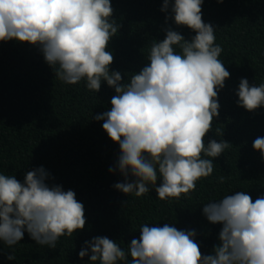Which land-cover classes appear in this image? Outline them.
Segmentation results:
<instances>
[{
	"label": "clouds",
	"instance_id": "9594fccd",
	"mask_svg": "<svg viewBox=\"0 0 264 264\" xmlns=\"http://www.w3.org/2000/svg\"><path fill=\"white\" fill-rule=\"evenodd\" d=\"M203 2L163 0L161 11L170 9L166 22L172 19L195 35L186 40L171 27L164 29L165 38L150 46L149 63L125 83L121 72L110 71L114 56L108 45L119 28L111 0H0V41L38 47L64 83L86 80L96 93L102 82L114 89L110 110L94 119L104 121L103 130L119 145L120 155L109 171L124 177L113 187L125 195L144 196L151 185L160 200H178L212 175L213 159L203 157L217 158L231 146L225 140L204 143L219 116L218 92L230 72L219 59L223 49L215 43L214 27L202 19ZM236 95L249 112L264 107V83L250 85L242 78ZM252 146L264 158V137ZM49 178L43 166L28 171L23 183L0 174V241L9 248L25 231L37 244L55 249L60 237L84 229V205L73 190L46 183ZM202 211L210 223L222 225L213 254H202L195 230L165 223L141 225L127 253L117 242L97 236L85 241L78 255L99 264H127L129 254L130 264H264V195L253 201L238 191L205 204ZM7 259L14 260V254Z\"/></svg>",
	"mask_w": 264,
	"mask_h": 264
},
{
	"label": "trees",
	"instance_id": "16d2710c",
	"mask_svg": "<svg viewBox=\"0 0 264 264\" xmlns=\"http://www.w3.org/2000/svg\"><path fill=\"white\" fill-rule=\"evenodd\" d=\"M111 4L119 28L108 45L114 56L110 71L121 72L122 82L149 63L150 46L165 38L164 29L171 27L186 40L195 35L172 19L166 22L170 9L161 11L163 0H111ZM202 19L214 27L215 43L223 49L219 59L230 72L218 92L219 116L204 143L225 140L231 146L217 158L203 157L213 159L212 175L198 180L196 189L178 200H160L151 185L141 197L113 187L124 182L118 170L109 171L115 168L120 148L103 130L104 121L94 119L110 110L113 88L102 82L96 93L87 88L86 80L64 83L38 47L0 41V174L23 183L28 171L43 166L50 174L46 183L73 190L86 217L84 229L60 237L55 249L37 244L27 231L12 248L0 241V264H99L89 256L79 257L85 241L106 236L127 253L131 240L139 239L141 225L165 223L195 230L202 254H213L222 225L206 219L204 205L238 191L253 201L264 195V158L252 146L257 137H264V107L249 112L238 105L236 95L242 78L250 85L264 83V0H204ZM173 47L181 51L178 45ZM221 176L224 183L219 182ZM11 253L14 260L7 259Z\"/></svg>",
	"mask_w": 264,
	"mask_h": 264
}]
</instances>
